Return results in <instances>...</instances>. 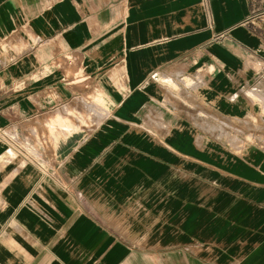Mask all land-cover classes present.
Wrapping results in <instances>:
<instances>
[{
	"label": "crops",
	"instance_id": "crops-1",
	"mask_svg": "<svg viewBox=\"0 0 264 264\" xmlns=\"http://www.w3.org/2000/svg\"><path fill=\"white\" fill-rule=\"evenodd\" d=\"M260 91L264 0H0V264H264Z\"/></svg>",
	"mask_w": 264,
	"mask_h": 264
},
{
	"label": "rangeland",
	"instance_id": "rangeland-1",
	"mask_svg": "<svg viewBox=\"0 0 264 264\" xmlns=\"http://www.w3.org/2000/svg\"><path fill=\"white\" fill-rule=\"evenodd\" d=\"M262 92L264 91H260V93ZM209 121H211L210 129H211V134L214 138L216 137L218 140H220L221 142H225L231 147H236L239 145L240 142L236 134L238 133L239 135L241 132L240 130H236L235 128L236 122L234 121V119L229 117L219 116L211 112ZM257 127L258 128H255L254 130H250V131L248 130L246 131L247 133L245 132L243 134L244 136H247L248 141H251L254 138L264 139V126L259 124V126Z\"/></svg>",
	"mask_w": 264,
	"mask_h": 264
},
{
	"label": "built area",
	"instance_id": "built-area-1",
	"mask_svg": "<svg viewBox=\"0 0 264 264\" xmlns=\"http://www.w3.org/2000/svg\"><path fill=\"white\" fill-rule=\"evenodd\" d=\"M257 14V12L256 13H253V15L252 16H255ZM0 135L1 136H5L6 134H5V131L4 130H0Z\"/></svg>",
	"mask_w": 264,
	"mask_h": 264
}]
</instances>
